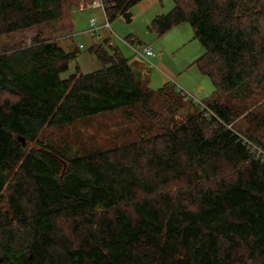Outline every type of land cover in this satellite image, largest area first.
Here are the masks:
<instances>
[{"label": "trees", "instance_id": "trees-1", "mask_svg": "<svg viewBox=\"0 0 264 264\" xmlns=\"http://www.w3.org/2000/svg\"><path fill=\"white\" fill-rule=\"evenodd\" d=\"M139 1L101 0L109 21ZM172 1L148 29L189 23L205 103L148 87L108 38L88 47L98 69L66 77L78 47L59 38L0 49V264H264V162L243 142L264 150V0ZM62 14V0H0V35ZM114 110L135 135L111 147L38 139Z\"/></svg>", "mask_w": 264, "mask_h": 264}, {"label": "rangeland", "instance_id": "rangeland-1", "mask_svg": "<svg viewBox=\"0 0 264 264\" xmlns=\"http://www.w3.org/2000/svg\"><path fill=\"white\" fill-rule=\"evenodd\" d=\"M62 2L63 14L60 19L27 30L0 35V49L4 46L31 43L36 36L59 38L60 45L66 50L78 47L75 58L69 62L68 69L61 74V77H66L74 73L76 67L82 73L100 67L99 61L88 51V47L103 42L104 38L117 45L126 58L131 57L133 53L124 39L133 37L139 41V45L136 46H150L155 53L162 55L160 60L164 65H158L153 58L149 61L152 66L145 62L149 70L145 76L148 87L156 90L166 82H171L177 87L186 85L188 88L183 87L184 91L196 103L208 101L213 91V84L210 78L202 74L193 64L204 49L193 37L189 23L181 22L174 25L162 35H157L148 29L150 22L148 17L169 11L173 6L172 0H141L129 10L130 21L121 14L109 21L102 7L79 10L77 6L79 0H62ZM150 2H154V5L151 8L149 6V9L146 6ZM85 5L89 3L81 1L80 8ZM90 18H96L98 24H104L107 20L109 27L103 26L98 35L91 36L87 32ZM197 85L199 91L191 89ZM134 129V122L126 120L120 110L104 111L73 120L62 126L44 127L38 134V139L57 149L72 152L86 148L111 147L124 139L132 138L135 135Z\"/></svg>", "mask_w": 264, "mask_h": 264}, {"label": "built area", "instance_id": "built-area-1", "mask_svg": "<svg viewBox=\"0 0 264 264\" xmlns=\"http://www.w3.org/2000/svg\"><path fill=\"white\" fill-rule=\"evenodd\" d=\"M92 5L96 6V7H102V2H101V0H95ZM87 6L90 7L91 5L90 4L89 5H85V7H87ZM82 8L83 7H81V9ZM103 26L109 27V23H108L107 20H106V23H104V24H98L96 18H90V20H89V28H88L87 32L91 36L98 35L99 34V30ZM132 40H133V38L131 37L130 39H124V42L136 54H138V55H140V56H142L144 58L156 55V53L154 52V50L150 46L138 47V46H136L134 44L135 42H133ZM178 89L181 90L187 97L190 98V96H188L184 90H182L180 87H178ZM201 108L204 109L205 106L203 104H201ZM243 142L246 143L247 148L254 155L255 158H257L260 161L264 162V150L262 148H260L259 146L253 144L252 142H250V141H248L246 139H244Z\"/></svg>", "mask_w": 264, "mask_h": 264}, {"label": "crops", "instance_id": "crops-1", "mask_svg": "<svg viewBox=\"0 0 264 264\" xmlns=\"http://www.w3.org/2000/svg\"><path fill=\"white\" fill-rule=\"evenodd\" d=\"M81 1H83V2H85V3H89L91 6L90 7H83L82 9L80 8V6H81ZM95 0H79V2L77 3V6H78V9L79 10H85V9H96V8H98V7H96V6H93L92 4H93V2H94ZM154 5V2H150L146 7L147 8H149V6H150V8H151V6H153ZM83 6V5H82ZM145 7V8H146ZM146 8V9H147ZM149 8V9H150ZM166 13V12H165ZM159 14H163V13H159ZM158 13L157 14H154L152 17H148V20L149 21H151V19L155 16V15H159ZM133 38V37H132ZM134 39V38H133ZM135 41V45L136 44H138L139 43V41H138V39H134ZM139 45V44H138ZM142 46V45H141ZM129 47V46H128ZM130 49V48H129ZM131 50V49H130ZM132 51V50H131ZM155 52V51H154ZM132 53H133V55L131 56V57H129V58H127L128 59V62H129V64H130V66L132 67V68H134V69H136V70H138V71H140L141 72V74L142 75H144V76H147V74H148V69L146 68V66H145V62H148V65L149 66H152V63L151 62H149L150 61V59H155V61L157 62V64L158 65H164L163 64V62L160 60V58H162V55H161V53H157L156 52V55H154V56H151V57H147V58H144V57H142V56H140V55H138V54H136L135 52H133L132 51ZM155 64V63H154ZM179 86V85H178ZM182 90H185L184 88H188L186 85H183V87H181V86H179ZM192 87V86H191ZM191 89H195L196 91H199L200 90V88H199V86L197 85V87H192ZM206 91H207V87H206Z\"/></svg>", "mask_w": 264, "mask_h": 264}, {"label": "water", "instance_id": "water-1", "mask_svg": "<svg viewBox=\"0 0 264 264\" xmlns=\"http://www.w3.org/2000/svg\"><path fill=\"white\" fill-rule=\"evenodd\" d=\"M17 140L20 141L22 143V145L25 144V140L22 136H16Z\"/></svg>", "mask_w": 264, "mask_h": 264}]
</instances>
